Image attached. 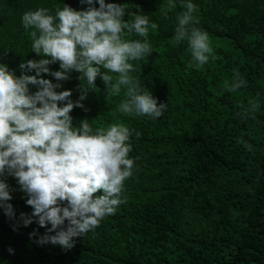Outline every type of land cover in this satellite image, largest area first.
<instances>
[{
  "label": "trees",
  "instance_id": "16d2710c",
  "mask_svg": "<svg viewBox=\"0 0 264 264\" xmlns=\"http://www.w3.org/2000/svg\"><path fill=\"white\" fill-rule=\"evenodd\" d=\"M107 2L124 4L125 20L132 12L149 15L153 51L133 61L130 74L168 108L155 120L120 113L124 89L109 94L98 76L97 89L70 115L73 124L86 119L93 127L121 122L132 129L134 171L124 181L123 202L94 231L74 237L70 249L39 245L29 233L45 228L19 223L31 206L15 178L5 177L16 219L0 209V264H264V0H193L197 26L213 48L203 66L190 63L186 42L173 43L176 16L184 10L179 0L172 8L167 0ZM62 3L87 7L80 0H0V63L19 75L21 61L38 59L21 15ZM48 67L59 69L58 63ZM234 73L245 83L228 92L224 81ZM78 76L72 71L57 89H70L74 101ZM249 102L255 113L242 119Z\"/></svg>",
  "mask_w": 264,
  "mask_h": 264
},
{
  "label": "clouds",
  "instance_id": "9594fccd",
  "mask_svg": "<svg viewBox=\"0 0 264 264\" xmlns=\"http://www.w3.org/2000/svg\"><path fill=\"white\" fill-rule=\"evenodd\" d=\"M80 2L87 7L77 10L62 3L54 9L41 6L24 11L21 23L31 29V50L39 58L21 61L19 75L0 63V209L16 219L5 179L11 176L31 206V214H19V223L26 227L35 221L45 232L38 234L34 229L30 238L35 237L39 245L51 243L63 249H70L74 237L94 231L105 216L115 213L135 159L129 156L132 129L121 122L93 127L86 119L73 124L71 110L84 107L88 92L97 89L98 76L109 94L124 89L116 106L120 113L155 120L168 108L130 74L132 62L146 59L153 51L148 34L154 25L149 15L132 12V18L125 20L124 4ZM179 2L184 10L176 16L173 43L186 42L190 63L203 66L213 54L209 34L197 26L193 0ZM176 3L167 0L169 8ZM133 33L139 38L128 39ZM53 63H58V70L48 67ZM72 71L80 80L75 101L70 89L57 90ZM244 83L234 73L231 82L224 81V90L234 92ZM256 107L249 102L239 116L252 117ZM98 190L102 192L94 196ZM7 251L13 249L9 246Z\"/></svg>",
  "mask_w": 264,
  "mask_h": 264
}]
</instances>
